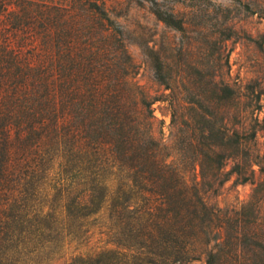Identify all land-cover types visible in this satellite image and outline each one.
Segmentation results:
<instances>
[{"label": "trees", "instance_id": "16d2710c", "mask_svg": "<svg viewBox=\"0 0 264 264\" xmlns=\"http://www.w3.org/2000/svg\"><path fill=\"white\" fill-rule=\"evenodd\" d=\"M118 8L108 0H0V264L17 230L52 225L54 240L73 242L94 224L106 247L75 264H264V181L232 211L211 205L205 191L232 174L254 181L255 167L264 176L261 111L242 110L241 92L222 75L229 62L178 73L155 51L164 92L153 96L136 81ZM260 10L264 20V0ZM152 12L181 34L193 29L158 1ZM234 34L225 26L209 38L224 43ZM157 103L171 110V148L157 134Z\"/></svg>", "mask_w": 264, "mask_h": 264}, {"label": "rangeland", "instance_id": "374dc122", "mask_svg": "<svg viewBox=\"0 0 264 264\" xmlns=\"http://www.w3.org/2000/svg\"><path fill=\"white\" fill-rule=\"evenodd\" d=\"M110 5H119L120 21L130 31L128 49L139 71L136 81L153 96L161 95L164 87L158 83L154 71L151 51L169 61L174 71L181 72L183 65L227 66L223 77L243 96L242 110L256 108L264 119V20L261 18L262 0H108ZM158 1L165 10H175L187 16L192 23L190 33L181 34L160 22L152 12L153 2ZM247 4H251L248 10ZM206 32L201 31V27ZM225 26L234 29L231 40L224 43L213 42L209 36L216 35ZM216 37V36H215ZM153 56V55H152ZM184 67V66H183ZM185 69V68H184ZM262 94L260 102L252 101ZM155 115L158 119L157 134L162 143L171 148L175 141L176 129L172 125L171 110L167 103H157ZM163 123L159 125V123ZM258 151L264 158V131L258 135ZM169 162L177 163V156L170 150ZM234 166L229 162L227 171ZM254 181L245 183L236 174L221 188H206V198L211 205L222 211L240 209L249 202L259 182L264 181L258 167ZM187 179L192 175L184 170ZM217 190V191H216ZM42 230H31L24 234L17 230L3 249L1 264H75L79 256L92 255L106 247L107 237L102 234L99 224L88 226L89 233L79 241L68 236L54 240L56 226ZM61 229V226H58ZM69 229V228H68ZM56 230V231H55ZM66 226V235L68 234ZM62 239V242H61ZM111 247V246H109Z\"/></svg>", "mask_w": 264, "mask_h": 264}]
</instances>
